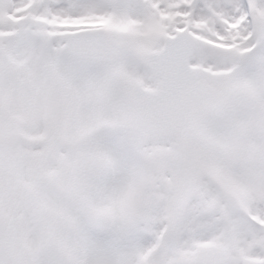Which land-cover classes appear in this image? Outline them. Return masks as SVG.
Here are the masks:
<instances>
[{"label": "snow or ice", "instance_id": "obj_1", "mask_svg": "<svg viewBox=\"0 0 264 264\" xmlns=\"http://www.w3.org/2000/svg\"><path fill=\"white\" fill-rule=\"evenodd\" d=\"M0 264H264V0H0Z\"/></svg>", "mask_w": 264, "mask_h": 264}]
</instances>
